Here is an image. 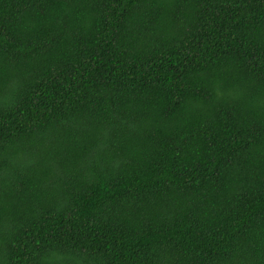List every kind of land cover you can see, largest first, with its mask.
Here are the masks:
<instances>
[{"label": "trees", "instance_id": "obj_1", "mask_svg": "<svg viewBox=\"0 0 264 264\" xmlns=\"http://www.w3.org/2000/svg\"><path fill=\"white\" fill-rule=\"evenodd\" d=\"M0 264H264V0H0Z\"/></svg>", "mask_w": 264, "mask_h": 264}]
</instances>
